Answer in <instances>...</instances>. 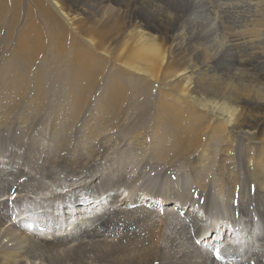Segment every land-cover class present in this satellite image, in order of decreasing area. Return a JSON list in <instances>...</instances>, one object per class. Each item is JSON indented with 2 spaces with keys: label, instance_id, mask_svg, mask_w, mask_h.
I'll return each mask as SVG.
<instances>
[{
  "label": "bare ground",
  "instance_id": "6f19581e",
  "mask_svg": "<svg viewBox=\"0 0 264 264\" xmlns=\"http://www.w3.org/2000/svg\"><path fill=\"white\" fill-rule=\"evenodd\" d=\"M158 1L167 12L155 0H0V18L6 17L10 7L16 8L11 10L14 24L24 7L31 18L15 35V47L4 61L7 66L0 69L4 100L0 126L11 123L20 105L25 109L18 113L25 115L16 118L27 128L44 113L55 114L53 124L61 123L59 132L49 131L53 147L44 148L49 155L43 173L53 180L49 185L34 189L36 185L22 183V167L31 168L30 154L37 150L36 143L31 147L17 142L24 151L11 152L12 172L2 167L10 150L0 151V208L12 187L14 205L24 204L17 212L33 216L25 206H34L41 211V219L46 210L59 216L61 209L78 200L90 206L91 193H107L108 199L110 189L117 188L111 215L90 231L85 230L99 216L91 210L86 214L84 209L74 210L78 216L69 221L66 216L46 218V232H38L34 238L10 228L5 211L0 215V264H45L46 254L72 253L92 242H107L126 226L105 230L106 222L140 214L146 217L152 207L158 210V228L153 226L160 244L158 264H264V0ZM20 3L23 7L18 9ZM34 14L43 29L32 20ZM45 44L55 67L31 69ZM44 76L57 85L54 104L51 97L48 104L47 97L44 105ZM135 85L158 96L149 99L132 87ZM141 96L146 99L142 101ZM93 105L95 114L85 116L80 129L72 128L78 127L79 117ZM132 109L140 112L139 117L149 115L153 123L147 131L155 142L152 155L158 164L148 166L158 165L157 171L164 177L167 172L181 171L175 184L161 179L158 195L152 193L151 185L140 186L138 178L125 180L122 167L107 158L109 155L103 157V152L114 147L96 141L104 132L110 142L106 122L111 124ZM137 135L130 139L136 150L142 145ZM93 143L97 146H91ZM100 162L109 172L97 181L104 172L99 173ZM56 168L62 169L63 176L58 174L61 179L66 177L65 182H58ZM240 184L244 191L249 188L254 193L253 199L239 193ZM122 188L128 193L118 199ZM191 188L198 192V201L189 196ZM144 227V233H149ZM212 229L216 230L214 238L208 240L206 235ZM202 245L217 246L223 257L214 260L213 249L209 257ZM119 251H115L117 257L112 256L115 264L126 261Z\"/></svg>",
  "mask_w": 264,
  "mask_h": 264
},
{
  "label": "rangeland",
  "instance_id": "374dc122",
  "mask_svg": "<svg viewBox=\"0 0 264 264\" xmlns=\"http://www.w3.org/2000/svg\"><path fill=\"white\" fill-rule=\"evenodd\" d=\"M152 1H154V0H152ZM158 2H159L158 0H155V3H157L158 7L165 11V9L163 7V4L159 2L160 3V5H159ZM17 6H18V9L19 8H22L23 7V3L17 4ZM11 10H16V8H11L10 7L9 8V12L6 15V17L0 18V69H4L7 66V62L5 63L4 61H7L8 60V58L12 54L13 48L15 47V43H16V39H17V38H15V35L18 34V33H20V31L22 30L21 28H23L24 25L26 24V22L31 19V18L29 19V12H28L27 8L24 7L22 9H20L21 12L19 10L20 15L19 14L18 15L20 16V18H19L18 23L14 24L13 23V19L11 18ZM167 11L168 10H166L165 12H167ZM34 19L36 20V25H39L43 29V26L40 23V21L37 19V15L36 14H34V18L32 20L34 21ZM43 35H44V37L46 38V41H47L48 40V36H47L46 32H44ZM46 44H47V42H46ZM46 44H45V46L43 48L42 54L38 58L35 59L33 65L31 66V69L32 68H37V67H39V65H42L44 67V69H48V70H50V69H52V68L55 67V65H52V64H55L54 58L51 57L50 53H47L49 51L46 48ZM44 59L45 60L47 59L46 62L48 63V65L46 64V62L43 61ZM109 69H108V71H109ZM60 71L63 73L62 70H60ZM58 78L59 77H57V79ZM44 80H45L44 83H45V86H46V88H45L44 91H45V93H47L46 94L47 96L45 97V100H44V105H46L47 97H48V104L50 103V100H49L50 97L53 100L51 103L54 104L56 102V100H57V99H55V97H56L55 91L57 89V85L52 82L53 78H51L49 76H44ZM128 85H129V83H128ZM132 87H135L138 90L142 91V95L143 96H147L148 95L147 98H149V99H154V97H157L158 96L156 93H153V92H148L146 94L145 93L146 92V89L145 90H144V88H141L140 89L139 86L136 87V85H135V86H132ZM0 89H1V87H0ZM1 92H2V90H0V94H1ZM149 93L151 95H149ZM154 94L157 95V96H155ZM143 96H141V99L143 98L142 101L146 99V97L144 98ZM1 98H2V94L0 95V99ZM132 98L134 99L135 96L133 97V95H132ZM2 99L0 100V109H2V106L4 105V103H3L4 100H2ZM59 99H60V101H62L63 100V97L61 96ZM129 99H130V97L128 98V100ZM129 101L130 102H134L133 100H129ZM129 101H127V102H129ZM64 102H65V100L62 101L61 103L63 104ZM131 106L133 108V105L132 104H131ZM135 106H137L136 103H135ZM20 107H22L21 110H20ZM16 108H17L16 109L17 114H16V111H15V116H13L11 123H9L6 126L5 125H1L3 127L0 126V151L5 152V149L6 148L8 150H10L6 154V155H8V158H6L3 161L2 165H6V166H9V167L13 168V166L11 164L12 162L11 161H10L11 163L9 162V160H14V158L11 159V156H10L11 152H14V155H16L15 152L20 153V152H23L24 151V148L17 146V142L18 141L20 143H28L27 146H31V147L33 146V144L36 143L37 150L30 154L31 159H33V162L30 165L31 168L28 169V167H26V168L22 167V170H23L22 173H24V174H22V176L23 177L25 176L24 177V180L22 181V183L25 181V182L28 183L26 185H29V186L30 185L31 186L32 185H36V186H32V187L34 189H38V187L40 185L46 186V185H49L53 181L52 179H49V177H46V173H43V170H45L46 169L45 167H47L46 158L49 155L48 154L49 152H47L45 149L47 148V146L49 148H52L53 147L52 146L53 143L51 141L52 137L50 138V135H49L50 132L49 131L51 129H53V132L54 133L59 132V128L61 127V125H60L61 123L56 122L55 124H53L52 120H53V118H55V114H51V115H48L47 116V114L44 113L45 116H41L39 114L38 115L39 116L38 121L36 123H33L31 125V127L27 128L25 125H22L21 124L19 118H16V117H18V114H20L18 112L24 111V109H25L24 106L20 105L19 108H18V106ZM95 112H96V110H94V105H93L91 107L90 112H85L84 114H82L79 117L82 122H77L76 120L74 121L75 123L77 122L76 125L78 127L77 128L72 127V128H74V129H80L83 126L86 117L88 115H91L92 113L95 114ZM128 113L129 114L124 115L123 118L119 117L117 120H114L111 124H110V122H108V123L106 122L107 128L108 129L110 128L109 130H106V132L110 133V135L112 134L111 135L112 138H111V141L110 142H106L107 138L105 139L104 132H102L100 135H98V139H96V141L98 140L97 141L98 144L106 145L108 143L110 145L107 144V146L114 147L112 150H111V148L109 149L110 152L108 150H107L106 153L103 152V154H105V155H103V157L109 155L107 158H112V160H114V162H117L120 165V167H122V171L125 172V173L121 172V174H122V176L125 174L124 177H127V179L125 178V180H128V179L131 178V180H129V181H132V180L138 178L140 180V182H139V185L140 186L143 183H144L143 184L144 186H145V184L151 185L152 188L151 187H149V188H151L152 193H155L156 195H158V186H159V184H161L162 182H164L162 180L163 179H165V181L171 180L170 182H173V184H175L176 181H177L176 178L181 173V171H178L177 173L174 171L175 173L173 172V174H169V173H172V172H167V175L165 177L162 176V175H161L162 176L161 177L159 175V172L157 171L158 165H155L154 164V165H149L148 166V164H150L151 162H155L156 164H158L157 159L154 158L153 155H152V154H154L156 152L154 150V143L155 142L152 140L151 134L147 131V129L148 128H152V125H153V123L151 125V122H150V118L151 117L149 115H142V116L139 117L140 112L139 111L137 112V110L135 112L134 109H132V111L130 110ZM20 115H25V112L21 113ZM93 122H94V119H93ZM96 124H98V123H95V125ZM7 126L10 127V128L4 129ZM22 130H23V132H22ZM96 130L98 131V129H96ZM110 130H111L112 133L110 132ZM137 133H138V135H137ZM134 134L140 137L141 144H142V145H139L138 146V149L137 150L132 148L131 140H130V139H133L134 137H136ZM113 138H114V140H113ZM24 139H26V140H24ZM102 140H103V142H102ZM115 140H117V143H118V145H116V146H115V143L116 142H114ZM94 143L91 144V146H93V145L97 146ZM140 146H141V149H139ZM129 148H131V150ZM114 150H115V152H113ZM133 151H135V152H133ZM83 154H84V152H83ZM110 155H111V157H110ZM41 156H42V158H40ZM141 157H142V159H141ZM150 157H151V159H150ZM105 158L103 160H105ZM126 160H128V161H126ZM37 161H40L41 163L40 162H37ZM140 161L141 162L143 161V162L141 163ZM33 163L35 165L36 164H38V165L35 166ZM109 163L111 164V159L109 160ZM128 163H130V164H128ZM135 163H138V165H136ZM144 163L147 164V165H145ZM40 165H41V167H40ZM134 165L135 166H138V167H136L137 170H136V168H135ZM139 165H140V167H139ZM142 166H144V170H143ZM146 167H147V170H145ZM36 169H37V172H36ZM98 169H99V167H98ZM31 170L33 172H31ZM99 170H100L99 173H102L103 171L104 172L98 177L97 181H101L102 179H104L105 176H106V174L109 172V169L108 170H105V167H104L103 163H101V162H100V169ZM129 170H131V171H129ZM135 170H136V172H135ZM141 170H143V172H141ZM149 170L150 171L152 170L154 172L151 173ZM7 171L8 172H12V171H9V170H7ZM28 171L32 173V175H31L32 177L30 176V173L28 175ZM26 172H27V175H26ZM53 172L55 174H57V176H58V182L59 183L65 182L64 179L66 177H63L64 179H61L62 177L61 178L59 177V174L61 176H63L62 169L56 168V169L53 170ZM33 173H37V174H33ZM144 173H146V174H144ZM40 174H41V176H40ZM126 174L127 175L128 174H131V175L126 176ZM143 174L146 175V177ZM150 174H152L154 176H152ZM33 175H36L37 177L36 176H33ZM54 175H52V177ZM26 176H28V177H26ZM44 177H45V179L43 180ZM132 177H134V178H132ZM147 177H149V178H147ZM179 177L180 176H178V178ZM41 178H42V180H41ZM143 179H144V182H143ZM155 179H156V181H155ZM158 179H159V181H158ZM85 180L88 181V178L85 179ZM25 182H24V184H25ZM39 182H40V184H39ZM151 183H153V184H151ZM243 187H244V184L238 185V191H239V193L241 191L242 193H244L243 195H246L250 199L251 198L253 199L254 198V193L249 188H248L247 191H244V188ZM149 188H147V189H149ZM123 189L124 188L119 189V192H121V194L118 195V199H121L122 197L125 196V193L126 194L128 193V190L126 188L124 190ZM110 190H111L110 191L111 192L110 198L111 199H116V196L114 195V193H115V191H117V188L115 189V191H112L113 190L112 188ZM125 190H127V191H125ZM190 190L191 191H190V195L189 196L192 197V199L194 198V201H198L197 200L198 199V192L195 190V188H191ZM93 194L94 193H91L89 195L90 198L93 197ZM193 194H195V195H193ZM96 196H99V195H95L94 197H96ZM160 201H161V199H159V202L158 203H160ZM203 201H204L203 199H200L199 203L200 204H203ZM90 202L91 201H89V203ZM14 206H16V208L19 210L20 208L24 207V204H21V205L18 204V207H17V204H15ZM172 206H173V204H172ZM4 207H5V205L3 204L2 207L0 208V215H2L5 211H8L7 208H4ZM25 207L28 208V206H25ZM186 208L188 209V208H190V206L189 205H186ZM148 209L150 211L147 210V211H149V214H146V217L143 216L142 214H140V215H134L135 217L129 216V218H127V219H123V220H120V221H115L114 223L106 222L105 225H104V227L106 228L105 230H109L113 226L115 227L117 225H124L126 227L125 228H122V229H125V230L126 229H129V231H131V234H130L129 231H128L129 232L128 233L125 230H120V231H118L115 234V235H117L116 237L113 236L112 238L106 239L107 242H92V244H91L90 247L83 248L81 250H78V251H75V252H72V253H49V254H46L45 256H43L44 263L45 264H115V262L112 260L113 259L112 256L117 257L116 254H115V251L118 252L120 250L119 252L121 253V255L125 256L126 261L125 262H119L118 264H158V256H159V250L158 249L160 248V244L158 243V238L154 234L155 233L154 232L155 231L154 230V227L158 228V226H157L158 225L157 224L158 218L155 216V215L158 216V210L157 209H154V207H152V209H150V208H148ZM150 212H152V213L155 212L153 214L154 216L151 215L152 213H150ZM6 213H7V217L6 218L9 219L8 212H6ZM148 215H151V216L149 217ZM180 216L182 217L183 214L181 213ZM143 217H144V219H143ZM148 217L150 218V220H149ZM6 218H5V220H8ZM131 218L134 219V220H132ZM140 218H141V220H140ZM142 219L143 220L146 219L147 220V221H145L146 223ZM131 221H132V224H131ZM7 223L9 225V220L7 221ZM128 223L130 224V226L128 225ZM142 223H144V224H142ZM151 224H153V225L151 226ZM144 226H146V228L148 227L147 229H148L149 233H144V231H146V229H144L145 228ZM133 227L135 229H132ZM10 228H12V227L10 226ZM131 229L132 230H135V231L132 232ZM136 230H138V231H136ZM227 231L228 230L226 229V232ZM215 232H216L215 229L210 230L208 232V234L206 235L207 239L208 240H212L214 238ZM142 233H144V234H142ZM150 233H152V235ZM225 237H226V235H222V239H225ZM146 239H148V240H146ZM150 239H151L152 242L150 241ZM141 240H143V241H141ZM137 241H139V242H137ZM136 242L139 243V244H137V247H138L139 250L136 247V244H135ZM138 245H140V246H138ZM141 247H142V249H141ZM211 247H213V249L218 248V247H215L214 248V245H211ZM116 248L118 250H116ZM140 249L142 251H140ZM143 249H144V251H143ZM147 249H149V250H147ZM202 249H203V252H205L208 255L207 252H209V251L205 248V246H203ZM134 250H135V252L138 250V253L137 252L134 253ZM146 250H147V252H146ZM220 251H221L220 256L223 257L222 256V250L220 249ZM143 252H146L148 254L145 255V254H143ZM81 253H82V255H81ZM138 254H140V255H138ZM139 256H141L142 259L143 258L144 259L146 258L145 262H139L140 261L138 259Z\"/></svg>",
  "mask_w": 264,
  "mask_h": 264
}]
</instances>
